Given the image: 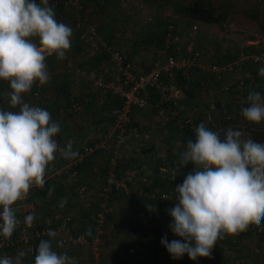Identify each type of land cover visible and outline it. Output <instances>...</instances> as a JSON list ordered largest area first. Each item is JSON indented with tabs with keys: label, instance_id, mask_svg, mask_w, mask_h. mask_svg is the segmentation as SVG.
<instances>
[{
	"label": "clouds",
	"instance_id": "9594fccd",
	"mask_svg": "<svg viewBox=\"0 0 264 264\" xmlns=\"http://www.w3.org/2000/svg\"><path fill=\"white\" fill-rule=\"evenodd\" d=\"M71 36V27L56 20L49 0H0V79L10 84L11 91L4 94L10 107L19 106V111L0 109V236L5 239L21 223L12 205L25 199L33 185L44 187L57 152L64 159L79 155L73 140L58 145L61 128L51 114L22 97L34 83L48 82L45 59L53 54L65 59ZM258 72L264 76V67ZM247 102L241 115L252 123L264 121V96L250 91ZM194 131L195 142L189 140L180 153V167L191 162L194 169L174 188L178 202L169 209V227L182 240L161 239L173 259L211 257L225 234L237 235L264 222V143L243 139L241 131H213L204 123ZM176 175L174 171L172 179ZM65 203L66 198L61 207ZM35 219L30 213L23 223L31 228ZM48 234L56 235L52 230ZM35 253L34 264H76L67 253L58 254L50 240H41ZM24 255L4 256L0 264H23Z\"/></svg>",
	"mask_w": 264,
	"mask_h": 264
},
{
	"label": "crops",
	"instance_id": "0c3cea01",
	"mask_svg": "<svg viewBox=\"0 0 264 264\" xmlns=\"http://www.w3.org/2000/svg\"><path fill=\"white\" fill-rule=\"evenodd\" d=\"M143 1L149 2L154 7V9L152 8L150 13L147 12L149 18L147 17L145 23L143 24L144 26L147 25V28L145 27L144 29L145 31H143L145 33V35L142 36L143 38L141 40L137 39L136 42L134 40L130 42L132 47V52L134 51V53L137 52L140 54L145 50L144 48L151 47V45L149 46L142 45V42H144L145 37L148 36L149 33L152 31L151 28L156 25L157 20L149 21L151 20L152 17L156 18L155 14H157V11L155 10V7L158 8L163 7L167 11L171 9L168 6V3L163 2L162 4L161 1L159 0H99L100 5L94 4L93 2H89L87 5L90 6L91 9L94 10L96 14L98 13L99 10L98 17L101 18H103L106 15L110 16L115 12L114 14L115 21L118 22L117 18L121 16L120 12L124 8H126V6L130 7L131 12L134 13L129 15V18L132 19L137 18V20L141 19L142 15L140 14V12L144 10ZM186 1L188 2L189 0ZM215 6L224 8L220 5H215ZM170 12L171 13H169L168 11L167 14H172L173 16L178 17V13H172V10ZM227 16L229 15L227 14ZM129 18H127L128 23L130 21ZM137 20L133 22L134 26L130 25V27H132V29L135 32H137V28L140 24L139 21ZM150 22L152 23L150 24ZM193 22H191V24ZM113 25H115V23H111L107 27H102L101 29H99L98 31L99 39L105 41L103 39V34H106L104 35V37L106 38L107 36V40H111V42L117 40L116 31H114L116 30V27ZM190 25L184 26L182 31L186 33ZM216 25L217 24H213V23H204L200 21L198 22V31L194 33L197 45H198L197 41H201L205 37H207V39L210 40L212 39L214 41L215 38L213 35V30ZM154 30L157 31L156 29ZM73 33L74 31H72V36L74 35ZM72 36L70 39H72ZM262 38L264 39V37ZM231 39L232 38L228 37V34L222 36V40L231 44L232 45L231 47H233V49L235 48L234 51L237 50L238 52L239 49L236 46L237 44L236 41H231ZM263 43H261V40L256 39V37H249L246 40L244 39L241 41L240 44L241 50L239 54H241L244 49L250 51L253 50L255 51L256 54L257 52L263 54L261 49ZM80 44H81L80 48H78L79 44H77L76 49L75 48L69 49L68 52H66L65 59L62 60L57 59L56 55L53 54L52 56H49L47 60H45V63L48 64L47 71L49 73V80L46 84H44L46 87L45 93L47 94L48 100H50L48 106H50L52 102L56 101L55 91L58 89V84L61 82L63 83L66 82L68 84V88H67L68 93H72L80 98L82 97V99L83 98L88 99L87 101L84 102L85 103L84 107H82L80 112L76 114H69L61 117L56 115L55 113L54 114L51 113L52 120L58 122L61 128V131L55 137V139L58 142V145L63 147L67 143V141L73 140L74 141L73 150H76L78 152L94 136L99 135L100 131L102 130V128H104L105 124L108 125L107 121L105 120L106 117L104 113L118 101L117 97H115L112 94H108L102 99L103 105L101 104V106H97L95 104L94 102L95 96L99 94V91L96 90L94 87V79L97 76H102L101 74L104 71V67L107 68L106 66L108 64L107 56H104L100 62L99 61L89 62L90 60H88L87 58L89 56L90 57L94 56L95 53L91 51L88 43H87L88 46L86 45L82 46V44L85 43H80ZM197 48L202 50V48L200 47ZM233 49L231 48L230 50H228L227 48V50L223 51V54L221 55L220 51L218 52L217 46L215 48L213 47L208 48L204 50V52L206 53H204V55L202 56L200 63L206 64L207 61L221 62L220 60L223 58L225 59L226 54H229L230 57V52H232ZM87 50L89 51L88 56L86 55L87 52L85 53V51ZM99 56L101 58V55ZM143 58L144 57H141L140 55L139 59L134 60L135 59L134 58L132 59V61L144 65L146 59ZM235 60L236 61L241 60L240 55H237ZM70 62L73 63L72 69L67 67L68 65H70ZM240 62H242V60ZM146 63L147 65L144 67H148L150 65V61ZM92 65L95 66L92 67ZM241 65H244V62H242ZM50 66H53V68H50ZM75 66L76 68L79 69L74 70ZM82 68H86V70L90 71L89 72L90 76L86 77L88 79L83 80L84 77H82L81 75L79 76L78 74L74 75V73L77 72V70L80 69L82 70ZM234 77L236 78V76ZM105 80L109 81L111 79L107 78ZM33 88L34 87H32L31 90ZM178 88L181 91L180 94L181 98L175 99L172 97V95H167L163 97L155 93H151L148 98V105L146 109H144L143 111L144 114L143 117L137 119L136 113L133 114V121L135 122L133 123V125L138 128V131L140 132V129L144 131L145 128L147 129L151 128L153 136L149 144H145V143L143 144L145 145V147L142 149L139 147L136 148L135 146L136 142H138L137 146L141 145V143L139 142V138L136 137L134 138L133 136L131 140V145H129L127 152H125L124 162L126 163L124 170L122 171L121 169H116V167L113 170L116 178H120L124 176L125 171L128 172L131 170H133L135 177L132 182L128 181L129 187L127 192L123 190L121 192L120 190L121 194L120 193L117 194L113 199L117 211L116 213L112 214L113 217L111 221H114L113 223L115 225L113 227L112 232L114 236L116 235L118 236L116 238L114 236L112 237V240L115 241V244H106L105 242L106 244V245L104 244L105 261L109 257V259H111L112 262H114V264L116 263L120 264L119 261H121V259H125V250H127L126 245H128V247H135L138 250H140L141 255L144 256V261L147 264H160V262L172 258L171 255L168 253L166 247L161 244V239L166 236L169 242H171L172 240H182L181 237L176 236L171 231L169 227L171 222L170 223H168L167 221L165 222L168 216L171 217L169 214V209L162 208L159 201L157 200L152 201L148 197V192L151 188L156 189L157 191H161L170 185L173 186V185L181 184L180 181L181 179L184 178V175L182 174L183 172L182 170L179 169L174 170L173 168L168 171V168H166V166L164 165L163 157L160 156L159 151L156 148L158 141L163 140L164 143H167L169 141V138H171L170 135L172 133H169V135H167L164 132L165 134L161 137L156 136L155 134L156 132L159 131V128L157 127L158 120L155 121V118L157 119L156 113L157 111L160 110V108L162 107L171 108L173 103L180 104L183 102L186 105V109L183 111L184 113H187L189 111H194L196 109L194 107L195 106V102H193L194 100L193 99L188 100L182 89L179 86ZM31 90L29 92H31ZM261 90L262 89H260V91ZM29 92L25 94H28ZM261 95L264 96L263 93H261ZM89 101L92 102L91 106H87L89 104ZM223 105H225L224 102ZM207 110H210L211 112L213 111L209 107ZM197 112L199 113V111ZM176 121L173 122L174 125L172 129L174 130L172 131H175L176 134L177 133L183 134L181 125L177 124ZM261 122L264 123V121ZM260 127L261 124H259L257 129L258 130L261 129ZM248 135L250 138V132L248 133ZM181 140L180 143L182 144L183 140L182 141ZM176 141L177 140H174L172 144H175ZM187 142L188 140L186 141V144ZM106 157H107L106 152L98 153V159L100 162L101 170L103 169L102 175H103L104 183L109 180H112L109 176V170L107 169L108 171H105L107 165ZM69 160L71 159H64L59 153V151L57 152L55 160L51 162L48 166V171L50 176L46 178L47 180L45 179L46 182L47 181L51 182V186L49 185L50 183H48L47 196H45L44 198H37L38 200L37 204L38 203L43 204L44 209L45 208L47 209L48 207L50 209L58 208L62 211L69 212L73 216L75 226L81 224L86 225L89 222L88 218L90 216H93L94 214L92 210H95L97 206L96 204V201L98 199L96 194L97 187L94 184V181H92V174L90 172V167L87 158H84V160L79 165V177L80 180L86 184V188L88 190V197L84 199L78 196L77 193H74L71 190V187L69 186V178H70L69 171L64 166V164L67 163ZM156 162L157 164L158 163L160 164L158 174L152 176V178L149 179L150 181L148 184L143 183L140 178L143 177L147 171H151V169L155 167L156 164L154 163ZM62 167H64V170H61ZM57 170H59V172L55 175V172ZM192 170L193 169H190L189 173ZM174 171L177 175L174 179H172V175ZM50 189H51V194H49ZM64 198H66V203L63 205V207H61V201ZM89 212L90 214L92 212V215H89ZM152 219H155V221H152ZM126 220L135 224L133 225L130 223L127 227ZM157 222H161V226ZM122 223L125 225V230H127V233L124 235L120 233H116V231L120 230V226L122 225ZM156 226L159 227V231L157 230V233L154 232V230L157 229ZM144 232L146 233L147 238H145V235L143 237ZM153 237L157 238L155 239V243L151 242L149 244L147 239ZM262 239L263 236H256L254 234L239 235L236 239V242L234 244H231L230 236L225 234L222 239L217 240L215 245L216 247H218L221 244L219 248L222 247V251L218 249L215 251L212 250L211 253L212 256L207 261L214 260L217 264H230L232 263V259L233 260L245 259V263L247 262V264H264V250L262 248ZM218 252H220V254H218ZM215 253L218 255H214ZM80 256L82 257V255ZM80 256L78 257L79 259ZM136 259L142 260L143 257L142 258L139 257ZM75 261L77 262L78 259H75ZM201 261H203V259ZM142 262L140 263L142 264Z\"/></svg>",
	"mask_w": 264,
	"mask_h": 264
},
{
	"label": "built area",
	"instance_id": "2783aa9c",
	"mask_svg": "<svg viewBox=\"0 0 264 264\" xmlns=\"http://www.w3.org/2000/svg\"><path fill=\"white\" fill-rule=\"evenodd\" d=\"M262 1L264 0H257V2ZM49 3L54 5L65 4L73 7L75 6L79 9L82 8L81 0H49ZM198 22L197 20L194 21L186 33L182 30L179 32V29L173 30V26L169 24L165 32L162 48L157 51V54L152 58L149 68L147 69L144 66L142 68L136 67V65L132 61L126 59L117 48L99 39L95 24L85 25V43L89 44L93 53L105 52L107 62L110 65V71L112 70L110 73L111 80L106 81L101 76H97L94 79V87L99 91V94L95 96L94 102L97 106L103 105L102 99L108 94H112L118 99L117 103L104 113L108 125L105 124L99 135L94 136L80 149L76 159H71L64 164L65 168L69 171V186L71 190L77 193L81 198L86 199L88 197L86 184L80 180L79 171L73 168V166L82 162L86 156L90 157L91 173L93 174L92 179L97 187L96 194L98 198L90 228L94 233L89 237L82 232L73 233L76 227L74 225L73 216L69 212H62L61 210L55 209L53 211L51 210L49 215H38V213H36L38 208L37 203L32 199L31 191L29 190L25 199L18 200L12 205L21 223L14 230L10 239H5L3 236H0V258L4 256L15 257L19 252L25 253L23 258L34 256L36 247L35 242L37 239L46 240V237L49 236V230H52L56 233L55 237L58 240L56 247H53L58 254H63L59 249L73 246L77 252L83 250L89 251V254H84L85 259H88V264L104 263L105 259L104 256H102V254H104L102 235L105 232L107 218L117 211L113 199L120 193V190L121 192L122 190L127 192L129 187L128 181L132 182L135 177L133 170L128 172L125 171L124 176L120 178H116L113 172L115 167L116 169L124 170L126 163L124 162L125 152H127L131 144L132 137L134 136L137 138L141 135L138 128L133 125L132 118L134 111L146 109L148 98L151 93L163 97L172 95L175 99L181 98V91L178 86H176L175 82V73L177 71L188 72V70L198 67L206 70L207 73L213 75L216 79H223L225 75L235 72L238 68L241 69V63L245 61V58H252L254 62H264V54L250 53L247 55H240L242 62H240L241 60L227 63L207 61L206 64H201L200 60L206 52L197 48L198 45L194 33L198 31ZM245 71L246 73L244 76L249 77L250 72L248 70ZM81 73L83 74L82 77L90 76V73L84 70H81ZM261 77L263 82L261 83L262 90L260 93L264 94V76ZM228 81L230 80L228 79ZM242 84L243 80L240 79L238 87H241ZM229 88L230 82L227 83L225 80L223 89L228 91ZM245 93L246 92L243 93V97L247 96ZM22 97L24 100V94H22ZM42 97L40 84L37 82L36 88L32 92V97H30L32 100L29 102L24 101L32 106L38 107ZM87 100V98H83L81 102L71 96L69 102H64L63 106L60 107L59 113L61 115L76 114L80 112L84 106L83 103ZM42 104H44V102ZM2 109L7 111H19V106L12 108L8 103L3 106ZM185 109L186 105L183 102L180 104L175 103L171 108H160L156 113L158 120L157 127L164 131L170 118H173L179 110L184 111ZM197 111H199L198 107H196L194 111L187 112L188 115L186 117L176 119V122L182 127H186L194 137V129L201 123ZM206 111L208 112L209 110ZM211 121L210 123H212V125L208 127L210 130L223 132L227 129H232L234 131H241L243 133V139L249 138L248 132L253 128V125H256V123L249 122L245 118L240 119L232 113L226 114V116L216 122ZM152 136L151 128L145 130L142 133L144 143L149 144L152 140ZM157 143V145L160 144L163 146L166 152L168 151L169 145H167V143L163 141H158ZM261 143H264V140ZM101 152L107 153L106 160L107 165H109V176L113 182L109 180L104 183L103 172L98 159V153ZM59 170L55 172V175ZM61 170H64V167H62ZM45 175V179L50 176V174ZM152 176L153 173L147 171L140 179L143 183L148 184L150 181L149 178H152ZM176 186L177 185L168 186L161 191L152 188L150 192H148V197L152 201L157 200L171 207L174 203L176 204V202H178V193L174 189ZM0 211H2V209H0ZM30 213H36L38 218L42 216V218H40V228L37 226L38 222L37 224H33L31 230L23 223L24 217ZM36 219L34 223L37 221ZM250 234L263 236L262 248L264 250V222H262L260 226L251 224L246 231L229 236L231 241L235 242L239 235ZM52 238V236H49V240ZM58 242L62 243L58 246ZM135 254V249L129 248L125 255V259L127 258V261H129ZM236 264L239 263L237 262Z\"/></svg>",
	"mask_w": 264,
	"mask_h": 264
},
{
	"label": "trees",
	"instance_id": "16d2710c",
	"mask_svg": "<svg viewBox=\"0 0 264 264\" xmlns=\"http://www.w3.org/2000/svg\"><path fill=\"white\" fill-rule=\"evenodd\" d=\"M81 1H82V5L83 4L87 5L89 2H93L94 4L100 5L99 0H81ZM159 1H161L162 4H163V2L168 3V6L171 8L172 13H178V17L173 16L172 14H169L170 16L172 15V17H170L168 15L164 19L158 18L156 25L153 27L151 26L152 31L149 33V35L147 34L148 36L145 37L144 42H142V45H146V46L151 45L152 46L151 47L152 48L151 53H152L153 57L157 54V51L162 48L165 32H166L167 26L169 24H171L173 26V30L179 29V32H181L183 27L181 26V28H179L178 25L188 26L191 24V22H193L195 20H198V21L204 22V23H213V24H222V23L228 22L227 9L225 7L221 8V7L215 6L212 3V0H189L188 2L186 0L185 1H183V0H159ZM50 6L53 7V9L55 11V18L58 22L65 23L66 25L71 24V21H72L71 9H73V6L71 7L70 5H65V4H55V5L50 4ZM65 8H70V9L65 10ZM85 25L86 24H84L80 29L76 28V30H78L77 32L74 30V35L72 36V39H71L70 49H73V48L76 49L77 44H79L78 48H80L81 47L80 43H85V41H84ZM154 29H156L157 31H155ZM248 38L249 37H245L244 39L246 40ZM109 42H111V40H107V43H109ZM36 43H38V41ZM85 45L88 46L89 44L88 45H87V43L82 44V46H85ZM142 48H143V46H142ZM250 53L255 54V51H253V50L250 51V50L244 49L241 54L247 55ZM258 53L259 52H257V54ZM241 54L236 53V55L230 60H226L223 58L220 60L221 61L220 63L233 62V61H235L236 56L241 55ZM99 55H101V58ZM104 56H106L105 52H99V53H95L94 56H91V57L89 56L87 59L90 60L89 62H91V61H97V62L99 61L100 62ZM143 59H145V58H143ZM244 60H245L244 65H241L242 70L238 68L235 70V72L225 75V77H223V79H216V77L207 73L206 70L198 68V67H194L191 70H188V72H186V73H184L183 71H177L175 73L176 86H179L182 89V91L184 92V94L188 100H190V99L194 100L193 101V102H195L194 107L195 108L198 107L200 114H201V112H202V114L209 113L210 116H212L213 119L211 122H216L219 119H222L228 113H232L234 116L242 119L244 117L241 115V109L248 106L247 96L243 97V93L246 92L245 95L246 94L248 95V93L250 91L261 92L260 91L261 85H262L261 83L263 81L261 80L262 77H261V75H259L258 70L261 67H264V62H254V61H252L253 60L252 58H245ZM130 61H132V60H130ZM215 62H219V61H215ZM46 65L48 67V64H46ZM146 65H147V63H144V66H146ZM93 66H95V65H92V67ZM50 68H53V66H50ZM145 68L147 69V68H149V66L145 67ZM82 70L87 72L86 68H82ZM245 70H248L250 72L249 77L244 76V74L246 73ZM234 76H236V78ZM228 79L230 81H228ZM240 79L243 80V84L241 87H238V83H239ZM83 80H84V78H83ZM225 80L227 83L230 82V88L228 91L223 89V83ZM36 83L33 84L32 87H34V88L31 90V92H29L28 94L24 93V100L25 101H27L30 97H32V92L35 89ZM67 88H68V84L66 82L59 83L58 89L55 91L56 92V94H55L56 101L51 103V105H50L51 107L48 106V103L50 102V100H48V98H45V97L41 98L40 104L38 107L47 110L50 114L55 113L56 115L62 117V115L59 113L60 107L63 106L64 102L68 103L71 96H73L74 99H76V100H79L81 102L83 101L82 97L80 98V97L75 96L72 93H68ZM40 91L44 95V93L46 92L45 85L41 86ZM222 96H224L225 99H222ZM205 98H207V99H205ZM43 102H44V104H42ZM223 102L225 105H223ZM84 104L85 103H83V105ZM91 104H92V102L89 101V104L87 106H91ZM208 104H209V106H208ZM173 105H174V103H173ZM208 107L210 109H212L213 111L211 112L209 110L210 112H207L206 110L208 109ZM183 114H184L183 110H179L178 113H176V115H174L173 118H170V121L167 123V125H169L170 128L172 129V127L174 125L173 122H175V119L184 118ZM132 121H133V118H132ZM133 123H135V122L133 121ZM260 128L261 129L258 130L256 127H253L249 131L250 132V138L256 142H262L264 140V125H261ZM172 130H174V129H172ZM184 133L186 135H184V137L182 139L183 140L182 145L186 146L187 136L191 135V133L187 130L186 127H184ZM170 137L171 138H169V141H168L169 149L166 153L167 162L164 163V165L166 166V168H168V171L173 169V168H174V170H175V168L182 170L183 171L182 174L184 175V178H185L186 177L185 175L189 174L190 169H194V165H192V163L189 162L186 166L180 167V153H178L179 151L176 150V148H174V146L172 145L171 141L173 140V135L171 134ZM85 158H87V161H88L89 167H90V172H91L90 157L86 156ZM80 163L73 166V168H76L79 171ZM159 165L160 164L158 163L157 165H155V167H153L151 169L153 176L158 174ZM107 169H109V165H106L105 171H108ZM47 171H48V168L46 169V174H49V171L48 172ZM102 172H103V169H102ZM183 179H181V181H180L181 184L183 182ZM48 183H50L49 185L51 186L50 181H47V182L45 181L43 188H38L35 185L32 186L30 191H31L32 199L34 200V202L37 203V201H38L37 198H44L45 196H47ZM170 187H171V185H170ZM150 190H149V192H150ZM160 204H161L162 208H166V209H171L175 206V203L171 207L166 206L165 203H162V202H160ZM37 205H39V206H37L38 209H37L36 213H38V215L42 214V216H43V212H44L43 211V207H44L43 204L38 203ZM50 211L51 210H48V213ZM62 212H66V211H62ZM36 213H34V214H35V217L37 216L36 217L37 221L34 224H37V222H38L37 226L40 228L41 227V225H40L41 219L40 218H42V217L39 216L40 218H38V215ZM112 217L113 216L110 215L109 218H107V220H106L107 223L105 225V231L108 229V226H109L108 224H109L110 220L112 219ZM172 219H173L172 217H168L166 220H168L169 221L168 223H170V222H172ZM92 221H93V218H92ZM152 221H155V219H152ZM130 223L133 224L132 222L128 221V224H130ZM157 223H159V225L161 226V222H157ZM74 225H75V223H74ZM168 225H166V226H168ZM156 228L157 229L154 230L155 233H157V230L159 231V227L156 226ZM30 230H31V228H30ZM86 231H87V233H85V234L88 237L92 236L94 233L93 230H91V229H89V230L87 229ZM77 232H82V228H80V229L78 228L73 233H77ZM111 233H113L112 230H111ZM106 234L107 233H104L102 235V238H105ZM144 235H145V238H147L145 232L143 234V237H144ZM117 236L118 235H116L114 237L116 238ZM47 237H46V240H49V236H47ZM155 239H157V238L153 237L150 239L148 238L147 240H148V243L150 244L151 242L155 243ZM40 241H41V239L38 238L37 241L35 242V244H36L35 249L37 248ZM50 241L52 243V246L56 247V244L58 241L57 238L53 237ZM235 242L231 241L230 243L234 244ZM126 247H127V250L129 248H134L136 254L133 255L129 261H127V258L121 259V261H119L120 264H130V262H133L135 260H138L140 262L141 259H136V258H139L142 256L140 253V250H138L135 247H128V245H126ZM103 248H104V242H103ZM127 250H125V255L127 253ZM59 251L62 253H67L70 257H72V256L75 257L76 252H77L73 248V246H67V247H65V249L64 248L59 249ZM88 252H89L88 250L81 251V253H83V255L88 253ZM35 254L36 253H34V256L23 258V264H34ZM102 256H105V250H104V254H102ZM82 260L85 264H88V262H87L88 259L86 260L85 256H82L81 261ZM78 261H80V260H78ZM106 261H104V263H101V264H107ZM141 261H143V260H141ZM237 262L239 264H247V262L245 263V259L244 260H240V259L239 260H233L232 259V263H230V264H236ZM142 264H143V262H142ZM165 264H217V263L214 260L207 261V259H204L203 261L195 260L192 262H190V261L186 262V261H181V259H177L176 262H169V263H165Z\"/></svg>",
	"mask_w": 264,
	"mask_h": 264
},
{
	"label": "rangeland",
	"instance_id": "374dc122",
	"mask_svg": "<svg viewBox=\"0 0 264 264\" xmlns=\"http://www.w3.org/2000/svg\"><path fill=\"white\" fill-rule=\"evenodd\" d=\"M36 2L39 3L40 0H36ZM143 2H144V4H143L144 5V7H143L144 10L140 12V14L142 15L141 19L137 20V18H133V19L129 18V15L134 14V13L131 12L130 7L126 6V8H124L120 12L121 16L120 17L116 16V17H118L117 18L118 22L115 21V15H114L115 12L113 14H111L110 16L106 15L103 18H101V17H98L99 10H98V13L96 14L95 11L92 10L91 7L88 6V5H84L83 4L81 9L76 8L74 6L73 9H71V11H72V18L71 19H72V21H71V24H69L68 26L71 27V29H73L72 31L75 30L77 32L78 30H76V28L80 29L84 24H87V23L88 24H95L97 32H98L99 29H101L102 27H107L111 23H115V25H113V26L116 27V30H114V29L113 30L116 31L117 40L109 42V44L113 45L120 52H122V54L124 55V57L126 59L132 60V59L135 58L134 60H137V59L140 58V55H141L142 57H144L146 59L145 60V63H146L148 61H151L152 58H153L152 53H151V50H152L151 47L152 46L148 47V48H144L145 50L141 54H139L137 52H136L137 53L136 54V53H134V51L132 52V47H131V44H130V42H132L133 40L136 42L137 39L141 40L143 38L142 36L145 35V33L143 31H145L144 30L145 27L147 28V25H145V26L143 25L145 23L146 18L148 17V13L147 12L150 13L152 8L154 9V7L149 2H147V1H143ZM212 2L215 5H220V6L225 7L227 9V14L229 15V16H227L228 17V22L227 23H222L224 25L217 24L214 27V30H213V35H214V38H215L214 41L212 39L211 40L207 39V37H205L201 41H197L198 42V46L197 47L202 48L201 51L204 52V50H206L208 48H211V47L215 48L217 46L218 52L220 51V54L222 55L223 51L227 50V48H228V50H230L231 48L233 49V47H231L232 46L231 44H229L228 42L222 40V36L223 35H227V34H228V37L232 38L231 41H236V43L238 44V45L236 44V46H237V48L239 50H238V52H237V50L234 51L235 50V48H234L233 51L230 52V57H229V54H226L225 55V59L226 60L232 59L236 55V53L240 52V50H241V45L240 44H241V41L244 40L245 37H256V39L261 40V43L264 42V39L262 38V37H264V3H263V1L262 2H257V0H212ZM126 4H128V3H126ZM67 9H70V8H65V10H67ZM147 9H148V11H147ZM155 10L157 11V14H155L156 18L152 17L151 20H149V21H155L158 18L159 19H161V18L164 19L166 16L169 15V14H167L168 11H169V13H171L170 12L171 9L166 11L163 7L162 8L155 7ZM170 17H172V15ZM127 18L130 19L129 23H128ZM135 20L139 21V23H140L138 28H137V32H135L132 29V27H130V25H133V22ZM151 23L152 22H150V24ZM146 24H147V22H146ZM181 26L184 27V25H178L179 28H181ZM142 27H143V29H142ZM102 33H104V32H102ZM104 35H106V34H103V39L107 42V36L105 38ZM33 40H34V42H36V40L38 41V38H33ZM261 49H262V53L264 54V43H263ZM86 52H87L86 55L88 56L89 55V51L87 50V51H85V53ZM48 58H49V56L46 57L45 60H47ZM83 59H84V57H83ZM132 62L138 68H142L144 66L141 63H138V62L136 63L134 61H132ZM106 66H107V68L104 67V71H103L104 74L102 73L101 77L103 79L104 78L105 79H107V78L111 79L110 73H111L112 70L110 71V65L109 64H107ZM67 67L72 69L73 68V63L70 62V65H68ZM76 69H79V68H76V66H75L74 70H76ZM87 72L89 73L90 71L87 70ZM75 74H78V76L79 75H81V76L83 75L81 73V69L77 70V72H75L74 75ZM88 76H85L84 79H88V78H86ZM41 86H43V85H40V88H41ZM35 88H36V86H35ZM10 91H11V89H10L9 82L0 79V109H2L3 106L8 104V98L4 94L7 93V92H10ZM43 97L47 98V94L44 93ZM222 99H225V97L222 96ZM30 100H32V98L31 99L29 98L27 100V102H29ZM143 111H144L143 109H138V110L134 111V113H136L137 119L138 118L140 119V118L143 117V115H144ZM183 115H184V117H186L188 115V113H184ZM195 115H196V113H195ZM197 115H198V118H199L200 122L204 123L206 127H209L210 125H212V123H210V121L213 118L209 116V113L202 114V112H201V114H200V112H199V113H197ZM62 116H66V115H62ZM155 121H157L156 118H155ZM175 121H176V119H175ZM259 124L263 125V122H260L258 124L256 123V125H253L252 127H256L257 128L259 126ZM181 128H182L183 134H179V133L176 134V132L172 131V129L170 128L169 125H166V129L164 131L161 130V128H159V131L156 132L155 134H156V136L161 137L165 133L167 135H169V133H172L173 140L171 142H174V140H177L176 143L172 144V145L174 146V148H176V150L179 151L178 153H180V152L186 150V146H187V144H186V146H183L180 143V140L183 139L184 135H186L184 133V127L181 126ZM145 130H147V128H145ZM144 131H142L140 129L139 133L141 135H140V137H137V138H139V142L141 143V145L137 146L138 142H136V145L134 144L136 146V148L139 147V148L142 149V148L145 147V145H143L144 141L142 139V133ZM246 134H247V132H246ZM187 140L188 141L189 140H193V142H195V137L192 136V135H188L187 136ZM167 145H169L168 142H167ZM156 148L159 151L160 156L163 157V162L166 163L167 162V157L165 156V153H167V152L164 150V147L159 144V145L156 146ZM154 164L157 165V162L154 163ZM177 169L178 168H175V170H177ZM92 181H94V180L92 179ZM55 209H57V208H52V209H50L49 207H48V209H46V208L44 209L43 208V211H44L43 212V216L50 214V213H48V210H52L53 211ZM57 210H60V209H57ZM92 211L94 212V210H92ZM129 211H131V210H129ZM89 215H92V212H91V214L89 212ZM88 220H89L88 224H86V225H82L81 224V225L76 226V228L77 229L78 228L79 229L82 228V233H87L86 230L87 229L89 230L91 225H92V216H90L88 218ZM111 220H110V222L108 224L109 225L108 229L104 232V233H107L106 236H105L106 239L103 238L104 239L103 240L104 244H105V242H106V244H115V241L111 240L113 235H114L113 233H111V230L113 231V227L115 226L114 223H113L114 221H111ZM126 221H127V225L126 226L128 227V225H129L128 224V220H126ZM166 221L169 222L168 220H166ZM123 225L124 224L122 223V225L120 226V230L116 231V233H120L122 235L127 233V230H125V225L124 226ZM220 245L218 247L214 246L212 250L215 251V250L218 249V250L222 251V247L219 248ZM218 254H220V252H218ZM218 254L215 253L214 255H218ZM80 255L84 256L83 253H81L79 251V252H76V256L75 257L74 256H72V257H74L75 259L80 260V261H77L76 264H85L83 262V260L81 261L82 257ZM79 256H80V259L78 258ZM141 257H143V259H142L143 260V264H147L144 261V256H141ZM210 258L211 257H197L196 260H199V261L202 260V259L203 260L204 259L208 260ZM180 259H181V261H186V262L195 261V260L189 259L187 254H184ZM176 261H177V259L171 258L169 260L160 262V264H165V263H169V262H176ZM140 262H142V261L140 260ZM140 262L138 260H135L133 262H130V264H141ZM106 263L107 264H114V262H112V260L109 259V257H108ZM116 264H118V263H116Z\"/></svg>",
	"mask_w": 264,
	"mask_h": 264
}]
</instances>
